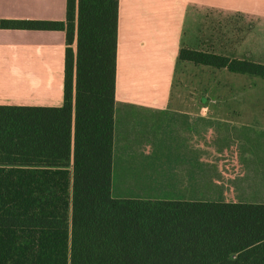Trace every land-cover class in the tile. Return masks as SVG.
<instances>
[{
  "label": "trees",
  "instance_id": "16d2710c",
  "mask_svg": "<svg viewBox=\"0 0 264 264\" xmlns=\"http://www.w3.org/2000/svg\"><path fill=\"white\" fill-rule=\"evenodd\" d=\"M119 0H67L60 107L0 105V264H264V204L112 196ZM75 44V48H74ZM180 61L264 78L182 48Z\"/></svg>",
  "mask_w": 264,
  "mask_h": 264
},
{
  "label": "crops",
  "instance_id": "0c3cea01",
  "mask_svg": "<svg viewBox=\"0 0 264 264\" xmlns=\"http://www.w3.org/2000/svg\"><path fill=\"white\" fill-rule=\"evenodd\" d=\"M66 4L0 0V19L65 21ZM117 42L112 196L264 204V105L248 102L264 78L179 60L264 65V0H119ZM66 47L62 30L0 29V105L62 106ZM197 79L214 102H172Z\"/></svg>",
  "mask_w": 264,
  "mask_h": 264
},
{
  "label": "rangeland",
  "instance_id": "374dc122",
  "mask_svg": "<svg viewBox=\"0 0 264 264\" xmlns=\"http://www.w3.org/2000/svg\"><path fill=\"white\" fill-rule=\"evenodd\" d=\"M248 23L251 26L252 21L249 20ZM180 72H181V74L179 73V76L182 79L184 77L182 75V69L180 70ZM185 79H186V82L188 84L190 82H192V79H189L188 75L185 76ZM179 80H180L179 77H176V84L175 85H177V82H179ZM195 83H196V86H197V90L196 91L193 90L194 93L190 92L189 93L190 95H186V93H185V95L178 96L177 95V91H176V86H175L174 87V92H173V95H172V102H195V103H202V102H207L208 100L209 101L215 100L214 97H212L210 95H205V94H203V93L200 92V90H201V84L198 85V83H199V80L198 79H197V82H195ZM191 84H193V82ZM252 86H255V84H253L250 81V88H252ZM259 88H261V90H259V92H257V91H253L252 92V91H250L249 97H248V102H250V103L258 102V103H262V105H264V85L263 86L261 85ZM260 93L262 94V96L260 95ZM205 99H207V100H205ZM261 181H262V183H261L262 185L260 186L259 193L263 197L264 196V176L261 177Z\"/></svg>",
  "mask_w": 264,
  "mask_h": 264
}]
</instances>
